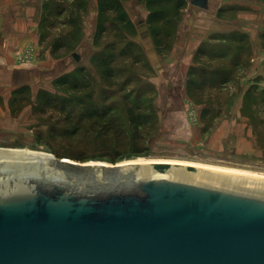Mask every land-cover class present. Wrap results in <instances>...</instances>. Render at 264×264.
<instances>
[{
	"label": "rangeland",
	"instance_id": "obj_1",
	"mask_svg": "<svg viewBox=\"0 0 264 264\" xmlns=\"http://www.w3.org/2000/svg\"><path fill=\"white\" fill-rule=\"evenodd\" d=\"M116 2L120 10L107 12L117 7ZM256 3L260 10L249 14L252 20L246 19L248 13L254 12L248 7L225 5L220 14L226 28L240 30L233 36L240 45L235 47L238 53L227 47L232 69L229 77L213 83L208 80L207 90L202 89L196 98L189 95L188 77L182 79L185 101L172 104L166 100L169 85L164 87L157 80L162 67L172 63L168 59L171 47L161 50L151 36L146 0H37V43L19 52L16 62L33 68L35 73L25 84L26 93L19 96L17 114L7 124H0V148L29 149L83 164L113 163L70 157L133 153L134 148L101 150L103 138L98 139L86 122L77 127L69 125L62 114L39 101V93L46 94L44 102L50 96L74 101L75 94L55 82L83 69L79 78L87 77L96 94L107 89L113 94L111 100L118 101L137 90L154 111L152 139L139 150L140 154L117 163L172 160L264 172V63L258 68L254 62L258 59L255 57H264V0ZM74 54L79 55V62ZM105 62H110L108 70ZM116 84L112 89L106 87ZM63 104L67 103L59 100L54 107L60 109ZM196 118L201 125L194 131ZM193 134L196 143L191 140Z\"/></svg>",
	"mask_w": 264,
	"mask_h": 264
},
{
	"label": "water",
	"instance_id": "obj_2",
	"mask_svg": "<svg viewBox=\"0 0 264 264\" xmlns=\"http://www.w3.org/2000/svg\"><path fill=\"white\" fill-rule=\"evenodd\" d=\"M128 162L0 155V264H264V181Z\"/></svg>",
	"mask_w": 264,
	"mask_h": 264
},
{
	"label": "crops",
	"instance_id": "obj_3",
	"mask_svg": "<svg viewBox=\"0 0 264 264\" xmlns=\"http://www.w3.org/2000/svg\"><path fill=\"white\" fill-rule=\"evenodd\" d=\"M256 2L257 0H210V8L207 10L191 4L187 6L183 11L182 21L171 46V55L168 56L172 63L169 66L165 65L164 69L162 67L163 72L157 78L161 80L162 86L169 85L170 87L166 93L167 101H171L172 104L179 100L185 101L182 93L185 84H182V79L188 77V81L193 80L202 73L209 76L207 71L229 72L232 70L229 68L230 61H227L231 60V58L227 59V47L233 48L238 53L235 47L240 45L233 36L237 35L236 32L240 30L226 28L225 20L221 19L220 14L225 5L248 7V10L254 11L247 15L258 13L260 8L256 6L258 5ZM37 12V0H0V124H7L12 119L10 103L13 92L19 88L12 85L14 70L27 71V82L35 73L32 71L33 68L19 66L16 62L20 58L17 57L19 52L37 43L39 28ZM241 16L244 18L243 15H239L238 18ZM252 18L251 15L246 16L247 20H252ZM253 27L255 26L251 25V28ZM243 34L245 35L246 32ZM247 34L245 36L249 37ZM234 57H239V55H234ZM255 58H258L254 62L259 68L264 63V57ZM250 72L253 70L250 69ZM207 87L208 85L205 84L197 90L198 93L207 90ZM194 124L193 130L196 131V127L198 128L201 124L197 122V118ZM194 137H196L195 134L191 140L196 143L198 140Z\"/></svg>",
	"mask_w": 264,
	"mask_h": 264
},
{
	"label": "trees",
	"instance_id": "obj_4",
	"mask_svg": "<svg viewBox=\"0 0 264 264\" xmlns=\"http://www.w3.org/2000/svg\"><path fill=\"white\" fill-rule=\"evenodd\" d=\"M189 4L188 0H146V6L150 11L147 24L151 36L157 46L163 51H168L171 47L172 39L176 37L179 23L182 21L183 11ZM116 8H108L107 12L116 13L120 10V5L116 2ZM165 41V43H164ZM107 70L110 68V62L103 63ZM103 68V67H102ZM112 73V72H111ZM84 74V70L80 69L76 73L65 76L55 82V85L62 88H67L75 94L74 101H66L64 98L48 97L44 102L46 94L39 93V101L49 108L65 117V122L69 125H75L84 122L87 123L90 129L96 131V136L103 138V143H100V149L110 151H120L124 148H131L134 151L128 156L125 155H95L94 157H70L72 159L86 161L90 158L103 159L113 164L124 158L140 154L141 148L149 143L151 133L155 131L156 118L153 109L144 101L139 91H133L124 95L118 101L111 100V91L102 89L99 94L88 83L87 77L79 78V75ZM199 74V77L189 80L188 91L189 95L196 98L197 90L210 80L213 83L215 79H227L228 71L208 72ZM198 75V74H195ZM84 82L81 83L80 82ZM116 85L106 86L111 88ZM25 85L19 87L13 92V97L10 103L12 115L18 112L19 96L26 93ZM82 94V95H79ZM190 97V96H189ZM59 100L64 103L60 109L54 107ZM76 103L72 105L73 103ZM82 108V109H80Z\"/></svg>",
	"mask_w": 264,
	"mask_h": 264
},
{
	"label": "bare ground",
	"instance_id": "obj_5",
	"mask_svg": "<svg viewBox=\"0 0 264 264\" xmlns=\"http://www.w3.org/2000/svg\"><path fill=\"white\" fill-rule=\"evenodd\" d=\"M0 155H12V156H27V157H43V158H50L51 155H47L42 152H35L29 149H1L0 148ZM128 163H168V164H180L190 167H196L200 169H207L210 171L215 172H222V173H229L233 175H240L244 177H249L257 180L264 181V172H250L245 170L239 169H230V168H223L218 166L212 165H205L201 163L195 162H181V161H172V160H145V159H138L135 161H129Z\"/></svg>",
	"mask_w": 264,
	"mask_h": 264
},
{
	"label": "flooded vegetation",
	"instance_id": "obj_6",
	"mask_svg": "<svg viewBox=\"0 0 264 264\" xmlns=\"http://www.w3.org/2000/svg\"><path fill=\"white\" fill-rule=\"evenodd\" d=\"M22 86H24V85H22ZM21 87V86H20Z\"/></svg>",
	"mask_w": 264,
	"mask_h": 264
}]
</instances>
